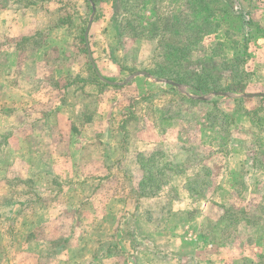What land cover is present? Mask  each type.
Segmentation results:
<instances>
[{
	"label": "rangeland",
	"instance_id": "374dc122",
	"mask_svg": "<svg viewBox=\"0 0 264 264\" xmlns=\"http://www.w3.org/2000/svg\"><path fill=\"white\" fill-rule=\"evenodd\" d=\"M18 1L27 34H8L0 19V264H264V96L244 98L232 87L241 82L244 94L264 93V0H232L234 10L253 20L243 73L225 63L235 40L242 48L246 32L239 21L231 24L232 17L217 30L224 50L213 52L217 35L208 34L186 59L197 71L193 82L240 95L239 103L223 98L219 106L235 104L250 119L228 128L218 116L220 130L206 118L212 113L186 109L180 98L191 90L185 83L174 89L141 75L133 78L156 65L162 43L160 30L152 39L135 37L138 19L172 22L185 0H130L123 7L96 0L94 11L88 0ZM90 19L88 48L110 82L95 78L87 56ZM225 28L236 35L225 38ZM196 95L209 104L216 100L210 92ZM132 100L133 112L145 121L161 110L171 117L173 105L189 110L188 117L200 110L190 118L204 127L179 123L181 137L198 149L184 165L192 171L204 160L227 190L230 173L238 172L239 193L174 202L177 213H171L170 193L140 198L141 171L127 157L136 150L137 133L131 125L125 133L121 125ZM160 121L163 128L172 125ZM109 124L116 131L102 134ZM167 140V154L183 158L186 153H177ZM119 159L123 163L117 165ZM92 172L97 178L87 176ZM182 181L170 182L176 192ZM206 188L210 192L212 185ZM186 206L194 210L186 214Z\"/></svg>",
	"mask_w": 264,
	"mask_h": 264
},
{
	"label": "crops",
	"instance_id": "0c3cea01",
	"mask_svg": "<svg viewBox=\"0 0 264 264\" xmlns=\"http://www.w3.org/2000/svg\"><path fill=\"white\" fill-rule=\"evenodd\" d=\"M88 1L91 2L92 10L94 11V1H91V0H88ZM115 1L118 3V0H115ZM1 2L3 4H6V5L2 6L3 4H1ZM18 7H21L18 0H0V17H1L0 19H2V23L5 25L4 29H6L8 31V34H10L9 32L15 30L17 34L25 35V34H27L25 29L28 26V24H26L28 22L25 19L23 20L21 18L22 16L17 15V11L19 10ZM91 22H92V20H91ZM89 28H90V26H89ZM145 39H147V38H145ZM84 41H85V37H84ZM85 44H86V42H85ZM86 47H87V51H88V49H89L88 48V42L86 44ZM89 51H90V49H89ZM160 55H161V53L159 50V60L157 62H155L156 65H154L152 68H148L146 70L140 71V72H144V73L135 74V72H134L133 78L141 75L145 79H149V80L154 79L153 81L155 83H158L159 85H167L170 88L179 89V86L181 85L180 83H175L172 80L165 79L162 77H157V76L152 75L151 73H148V70L150 71V70L156 68V66L160 63V61H161ZM87 56H88V54H87ZM187 67H188V69L192 70L190 68L191 67L190 65H187ZM93 69H94L95 73L97 74L98 78L100 79L99 72L98 73L96 72V70H97L96 66ZM195 72H197V71H195ZM100 80H102V79H100ZM103 81H105V80H103ZM105 82H107V81H105ZM219 92H225V91L223 90V91H217V92H210L213 95H215L214 98L216 99V100H210V101H212V102H210V104L208 103L209 100H206L203 96L193 94L191 91H188L187 94H184L183 96H181L180 99H184V102L187 103L186 109H190L191 107H193V108L195 107V109H201L202 108L204 110L203 115H205V114L209 115L210 113H212V115L206 116V118H209V119L211 118L212 119L211 124L218 127V130L221 129V125H222L221 121L218 120V116L225 119V121L227 122L226 125L228 126V128L231 125H234L235 122L237 121V119L238 120L241 118H247L248 120L250 119V116L248 115L247 111L243 110V109H239L238 106L237 107L235 106V104H234V107L225 108V110H223L219 106V102H221L222 101L221 99H223V98L228 99V100L229 99L234 100L236 103H239V100H241V98H238V97H240V95L237 96L235 94L236 96H232V95L228 94L227 92H225L227 95H222ZM242 96L244 98L246 97V95L244 93H242ZM189 97H191L192 99H189ZM135 103L136 102H134V100L131 101L130 110L127 111L128 117L125 118V120H123L121 125L124 124L123 128H124L125 133L127 131V128L130 125H131V128H133L132 131L135 130L137 133L136 135H137L138 139L136 140L137 143L135 145L136 150H132V151L127 152L129 154L127 157L129 159L128 161H132V164L130 166L131 167L139 166V169L141 171L140 180L138 181L139 194H137L140 198H142V197L154 198L157 195H160L159 197H161V195L162 196H166V195L168 196L170 193V194H172V198L170 197V199H169V201L171 202V207H172V208H170L171 213L172 212L177 213V210L173 205L174 202H176V203L178 202L177 204L181 205L184 203L185 199L187 200V198H188V200L190 199L192 201V199H195L194 198L195 196H201L204 194L205 195H227L228 196L229 194L234 195V194L239 193V191H237V185H236L237 182L235 183V181H234L235 179L238 180V177H237L238 172H236L234 174L230 173V176H231L230 179H232L233 182H231L232 186H231L230 190H227V188L224 186V182L216 180V175L214 174V172L212 173L213 168L211 169L210 165L206 164L204 162V160L200 161V164H198L199 166H196L192 171L189 170L191 167L187 168L184 165V163L187 160H190V159H192L193 156L197 155L196 151H198V149L196 148V150H193V146L191 144H189L190 141H187V140H185L184 137L183 138L181 137L182 133L179 132V127H180L179 123L181 121H184V123L188 122V123L193 124V122H194L197 126H201L202 124L200 123V120H198V121H196L197 119L196 120L194 119L195 121L191 120V118L193 119L194 117H196L198 115L200 110H198V113L195 112V114H192V117L189 114V116L191 117L190 118L186 115L189 110L188 111H185V110L181 111L180 108L176 109L175 106L173 105V106H169L170 109H174V112H175V113H173V115H171V117L167 116V118H165V116H166L165 113L167 114V112L161 110L160 112H158V114L154 113V115L152 116V120H150V121L146 120L145 121L146 118L143 117L144 116L143 114H142V117H140V116H136L135 112H133V111H135V106H136ZM206 105H210V106L207 108ZM164 110H168V108H165ZM136 113H137V110H136ZM162 113H163V115H162ZM161 116H162V119H161ZM124 117H126V115H124ZM165 119L172 121V125H170V126L167 125V127H164V128L159 126V124H161L160 120L164 121ZM202 119H204V117H202ZM113 127L114 126L109 124L104 129L102 134H109L110 135L111 131H116V128L114 129ZM117 129H118V127H117ZM183 134L188 135L186 133V131H184ZM124 136H126V134ZM167 139H170L172 141V146H173V148H175L177 150V153L179 151L186 153L183 158L176 156L175 153L167 154L168 151L165 150L166 143L169 144ZM161 144H163L164 147H161ZM162 148H164V149H162ZM230 159L231 158L228 156L227 161ZM114 161L116 162L117 165H118V162H120L121 164L123 163V160H121V159L114 160ZM93 172H92V175L88 174L87 176L90 178H92V177L97 178V176L95 174H93ZM210 172L212 173L211 176H210ZM179 178L183 179L181 187H180V190H182V191L178 190V188H177V192H176V190L173 189V187H175V186H172V184H170V182L172 180L179 179ZM189 181H192L191 182L192 184H190ZM208 184L212 185V190L210 192H206V189H207L206 186ZM188 186L190 188H188ZM163 187H166V193L167 194L163 193V190H162ZM189 189H191V191ZM207 204H209V201L207 202ZM207 206L208 205H206V207ZM164 208H166V210H167V206H164ZM180 208H182V207H180ZM184 209H186V214H190L191 210H194L192 207L189 208V206H186V208H184ZM242 221H245V220H242ZM245 222H247V221H245ZM239 223H241V220L238 222V224Z\"/></svg>",
	"mask_w": 264,
	"mask_h": 264
},
{
	"label": "trees",
	"instance_id": "16d2710c",
	"mask_svg": "<svg viewBox=\"0 0 264 264\" xmlns=\"http://www.w3.org/2000/svg\"><path fill=\"white\" fill-rule=\"evenodd\" d=\"M96 1V0H91ZM130 0H118V3L123 7L127 5ZM232 0H185V6L179 10L172 22L167 17H161L160 20L155 19L153 22H143L142 17L138 19L139 25L137 26L140 31L134 34L135 37H143L152 39L156 37L161 43V61L152 70H148L154 76L162 77L174 81L175 83H185L190 88L193 94H198L201 91L217 92L223 91L224 88L215 86L213 83L207 86H201L200 82H193L192 75L195 74L192 70L188 69L186 59L193 46L198 44L202 38L208 34L217 35V30L221 29V25L226 22L228 17H232L231 21H239L241 26L246 28V32L242 37V48L238 47V42L231 48L232 57L226 60L227 68L243 73L241 68L245 62V55L247 54V39L250 35L247 31L252 19L248 16L247 12L242 13L239 9L234 10ZM231 22L233 24L234 22ZM147 24L143 25V24ZM160 30L162 34H156ZM172 30V32H171ZM147 34H144V33ZM171 32V33H169ZM169 33V34H168ZM222 35L227 39H232L236 33L231 29L225 28L222 30ZM247 37V38H245ZM166 38V39H164ZM222 38L217 35V42L212 48V51L218 48L224 50V43ZM221 46V47H220ZM241 49V50H239ZM212 52L213 56L214 55ZM95 78L97 77L94 74ZM98 78V77H97ZM231 87V86H229ZM234 90L239 93L244 92L243 83L232 85ZM189 99H192L189 97ZM192 184V181H189ZM188 188H190L188 186ZM191 191V189H189Z\"/></svg>",
	"mask_w": 264,
	"mask_h": 264
},
{
	"label": "water",
	"instance_id": "95a60500",
	"mask_svg": "<svg viewBox=\"0 0 264 264\" xmlns=\"http://www.w3.org/2000/svg\"><path fill=\"white\" fill-rule=\"evenodd\" d=\"M90 23H91V20L89 21V23H88V25H87V27H86V29H85V32H84V37H85V42H86V44H87V42H88V41H87V34H88V30H89ZM87 54H88V59H89V61L91 62L92 67L95 68V65H94V63H93V60H92L91 53H90L89 49H88V51H87ZM96 72L98 73L97 70H96ZM140 73H144V72H140V71L135 72V74H140ZM99 77H100V79H102V80H105V81H107V82H110V81L104 79L101 75H99ZM170 83H171V82H170ZM219 93L222 94V95H227L225 92H219ZM245 95H246V96H257V95L264 96V93H250V94H245Z\"/></svg>",
	"mask_w": 264,
	"mask_h": 264
}]
</instances>
